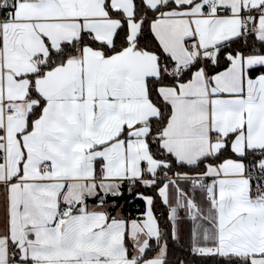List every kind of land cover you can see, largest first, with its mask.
Masks as SVG:
<instances>
[{"label":"snow or ice","instance_id":"1","mask_svg":"<svg viewBox=\"0 0 264 264\" xmlns=\"http://www.w3.org/2000/svg\"><path fill=\"white\" fill-rule=\"evenodd\" d=\"M0 264H264V0H0Z\"/></svg>","mask_w":264,"mask_h":264}]
</instances>
